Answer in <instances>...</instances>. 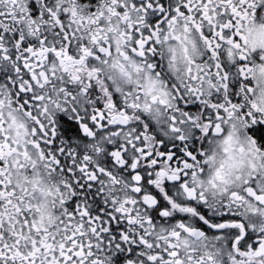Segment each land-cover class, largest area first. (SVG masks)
<instances>
[{
  "label": "snow or ice",
  "instance_id": "snow-or-ice-1",
  "mask_svg": "<svg viewBox=\"0 0 264 264\" xmlns=\"http://www.w3.org/2000/svg\"><path fill=\"white\" fill-rule=\"evenodd\" d=\"M0 264H264V0H0Z\"/></svg>",
  "mask_w": 264,
  "mask_h": 264
}]
</instances>
